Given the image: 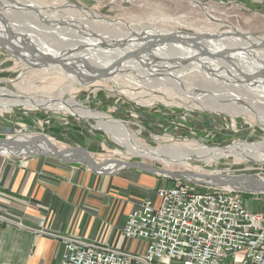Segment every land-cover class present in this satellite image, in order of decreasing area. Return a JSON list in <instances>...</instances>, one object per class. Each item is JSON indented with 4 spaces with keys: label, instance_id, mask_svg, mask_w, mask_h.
I'll return each mask as SVG.
<instances>
[{
    "label": "rangeland",
    "instance_id": "rangeland-1",
    "mask_svg": "<svg viewBox=\"0 0 264 264\" xmlns=\"http://www.w3.org/2000/svg\"><path fill=\"white\" fill-rule=\"evenodd\" d=\"M4 1L7 2V0H0L2 4ZM196 1L199 6L195 7L187 0H36L43 8L48 7L46 9H51L54 13L66 10L64 2L75 3L85 8L88 13L97 12L103 19H119L137 31L151 25L159 29L190 35L201 33L208 35L213 32L222 33L226 28H230L238 33L253 34L264 41V0ZM15 13L10 17L12 20L28 22L36 30L39 28L37 32H42V37L48 35L43 38L45 41L57 46L78 45L76 49L86 50V45L84 47L79 44L82 43V39L78 38L83 35L69 27L68 24H62L64 29L61 31H51L47 27L54 25L56 21H41L26 12L22 15ZM66 14L70 24L76 26L79 23L84 24L85 32L89 34H99L97 29H102V33H115L110 26L107 28L102 26L104 25L102 23L99 25L92 21L90 19V17L94 18L92 14L86 16L72 11H67ZM5 18L10 21L9 17ZM64 34H68L67 37ZM235 42L238 44L237 40ZM13 53L0 46V95L14 93L23 101L45 96L48 99L78 102L92 110L107 114L115 122L124 124L127 129L136 134L142 143L148 146L158 147L163 143L178 146L180 144L188 146L204 144L207 148L227 147L229 149L233 143L238 141L255 143L264 139L263 120L255 116L232 115L229 112L190 108L181 103L180 97L175 93L176 90L146 83L145 80L134 78L130 72L124 74L123 70L124 72H119L110 79L106 76L87 83L83 77H79V73L68 74L63 68L33 66L37 62L30 58L28 59L32 62L23 57H14ZM183 81L189 89H192L185 94L191 98L194 96L191 92L201 93L207 97L205 89L219 91L227 87H220L222 85L219 82L205 75L190 74ZM228 88L231 87L228 86ZM134 93H139V95L133 97ZM229 93L231 94V91ZM166 95V100L171 102L170 104L158 100ZM39 134L46 135L59 150L82 148L99 165L105 162L109 164L108 167L113 166L111 163L117 160H123L144 168L164 169L171 173L252 175L264 179V160L258 163L247 158L229 156L215 159L210 163L196 158H185L186 165L167 163L165 159L157 156L144 157L132 153L131 150H126L99 128L96 121L79 116L71 109L49 107L44 109L22 105L0 107V137L14 138L16 135L34 137ZM6 155L11 158L21 157ZM69 164L84 166L98 176H111L136 169L138 172L150 175L156 181L155 187L164 183H173L176 178H179L168 172H149L129 166L114 172H94L80 161ZM239 192L244 197L250 196L248 192ZM136 244L134 241L132 246L135 247Z\"/></svg>",
    "mask_w": 264,
    "mask_h": 264
},
{
    "label": "bare ground",
    "instance_id": "bare-ground-1",
    "mask_svg": "<svg viewBox=\"0 0 264 264\" xmlns=\"http://www.w3.org/2000/svg\"><path fill=\"white\" fill-rule=\"evenodd\" d=\"M187 1L192 6H199L196 0ZM3 4L0 2V46L7 51H13L14 53L12 55L14 57H23L28 61L31 59L37 62L33 66L62 68L53 62L41 60L33 51L29 50L28 45L30 43L41 53L61 59L64 65H73V71L65 67L63 68L68 74L79 73V77L86 76L96 79L95 77L101 70L107 69V73L103 77L107 76L106 78L110 79L116 74H119V72L125 71L124 74L130 72L134 78L145 80L144 82L146 83H153L161 85L164 88L176 90L175 93L180 97L179 100L181 99V103H184L190 108H203L224 113L229 112L232 115L255 116L264 122V74L256 78L246 79V75L261 71L264 72V41L260 37L250 33H238L230 28H226L222 33L213 32L208 35H204L203 33L190 35L182 32L159 29L151 25L137 31L124 21H119V19H103L99 13H88L85 8L70 2H64L66 4V10H60L59 13H54L51 9H46L48 7L43 8L36 0H7ZM67 11L86 16L92 14L94 16V18L90 17L92 21L99 23V25L102 23L104 24L102 26L107 28L110 26L115 33H102V29L96 28L100 32L99 34H89L87 31L85 32L84 24L79 23L77 26L70 24L69 17L66 16ZM15 12L21 15L25 12L29 13L41 21H56L54 25L47 27L51 31H61L64 29L62 24H68L69 27L83 35L78 39H82V43L79 44L84 47L87 46L86 50L76 49L78 45L57 46L54 43L45 41L43 38L48 35H45L44 32L43 34L45 36L42 37V32H37L39 28L36 30L28 22L12 20L10 17ZM5 17H9L10 21L6 20ZM4 19L9 29L17 34L8 32V28L3 23ZM235 40H237L238 44H236ZM148 45H150V48L145 51L143 48ZM133 51H136L137 55L130 57L129 55ZM118 59L122 61L117 65ZM127 65H131V67H127ZM124 74L121 75L124 76ZM190 74L208 76L215 82H219L222 85L220 87H227L219 91L205 89L204 91L207 97L201 93L191 92L194 94L191 98L185 94L192 89H189L183 81ZM228 86L231 88H228ZM194 91H197V89H194ZM230 91L231 94L229 93ZM138 95L139 93L132 94L133 97H137ZM166 99L167 95L163 98H158V100L169 103ZM14 105L34 106L44 109L48 107L63 110L71 109L79 116L96 121L99 128L104 130L126 150H131L132 153L144 157L157 156L160 159H165L167 163L174 162L186 165L185 158H196L205 163H210L215 159L221 157L227 158L229 156L247 158L258 163L264 160V139L255 143L238 141L233 143L229 149L227 147L207 148L204 144L194 146L180 144L178 146L170 143H163V145L158 147H151L142 143L136 134L132 130L127 129L124 124L115 122L107 114L92 110L78 102H72L66 99H48L45 96L23 101L14 93L0 95V107ZM15 138L18 141H23L32 138V136L16 135ZM48 151H50V147L43 141L38 142L36 145L20 153L15 152L12 147L0 146V153L5 155L23 154L24 156L30 152ZM82 154L84 155V152L77 149L70 151L69 154L67 153V157L73 158L82 156ZM111 164L113 166L110 167L107 166L109 164H102V167L98 171L114 172L126 166L125 163L117 161ZM189 176L194 178L198 177L195 179L200 178L199 173H194V175ZM254 177L257 180H262L258 176Z\"/></svg>",
    "mask_w": 264,
    "mask_h": 264
},
{
    "label": "crops",
    "instance_id": "crops-1",
    "mask_svg": "<svg viewBox=\"0 0 264 264\" xmlns=\"http://www.w3.org/2000/svg\"><path fill=\"white\" fill-rule=\"evenodd\" d=\"M98 176L59 159L0 153V264H57L64 236L123 245L120 229L156 181L136 169ZM251 210L259 199L245 197Z\"/></svg>",
    "mask_w": 264,
    "mask_h": 264
},
{
    "label": "built area",
    "instance_id": "built-area-1",
    "mask_svg": "<svg viewBox=\"0 0 264 264\" xmlns=\"http://www.w3.org/2000/svg\"><path fill=\"white\" fill-rule=\"evenodd\" d=\"M249 195L261 209L236 189L176 178L127 211L123 245L64 236L57 264H264V192Z\"/></svg>",
    "mask_w": 264,
    "mask_h": 264
},
{
    "label": "water",
    "instance_id": "water-1",
    "mask_svg": "<svg viewBox=\"0 0 264 264\" xmlns=\"http://www.w3.org/2000/svg\"><path fill=\"white\" fill-rule=\"evenodd\" d=\"M4 25H6V27L8 28V32H12L13 34L14 31H11V29H9V26L7 24V22L5 21V19L3 20ZM28 48L30 51H33L36 56H38L41 60L46 61V62H53L55 64H57L58 66H61L62 68H66L68 70L73 71V65H64V63L62 62L61 59L56 58L54 56H50L44 53H41L40 51H38V49L35 48V46L33 44H29ZM150 45H148L147 47L143 48L145 51L149 50ZM131 55H129L130 57L137 55L136 51H133L132 53H130ZM124 60V59H123ZM122 60L118 59L117 61V65L121 63ZM107 73V69H103L100 71V73L95 77L97 78H101L103 76H105ZM264 72H257L251 75H246V79H252V78H256L259 77L261 75H263ZM83 79L85 80V82H91L93 80H95L93 77H86L83 76ZM43 141L46 142L49 147H50V151L48 152H37V153H28L25 154L24 156H31V155H44V156H50L56 159H59L61 161H64L66 163H74L77 161H80L82 163H85L92 171L94 172H99L98 169L100 167H102V164H98L97 162H95L90 156L89 154L82 148L76 147V148H71L68 150H59L57 147H55L51 141L49 140V138L44 135V134H39L36 135L28 140H23V141H18L15 137L14 138H5V137H0V146H6L7 148H13L15 150V152H24L25 150H27L28 148L32 147L33 145H36L38 142ZM80 149L84 152V156H76V157H67V153L69 154L70 151H74ZM14 156H23V154H12ZM109 162V161H106ZM117 162H123L126 164V166L129 167H134L137 169H141L144 171H149V172H156V171H160V172H168L169 174H174L177 177L183 179V180H191L195 183H203V184H207L209 186L212 187H230L236 190H239L241 192H248V193H255V192H264V179L262 180H257L254 176L252 175H241V176H229V175H217V174H199L200 178L199 179H195L194 177H190L189 175H194L190 174V173H171L168 170H164V169H157V168H144L141 167L139 165H136L134 163H130V162H126L123 160H117ZM105 164V162H104Z\"/></svg>",
    "mask_w": 264,
    "mask_h": 264
}]
</instances>
